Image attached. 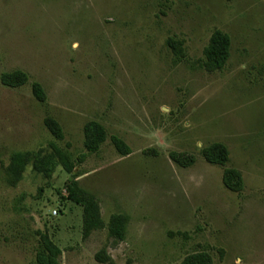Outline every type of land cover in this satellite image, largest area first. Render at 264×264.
Masks as SVG:
<instances>
[{
  "label": "rangeland",
  "instance_id": "rangeland-1",
  "mask_svg": "<svg viewBox=\"0 0 264 264\" xmlns=\"http://www.w3.org/2000/svg\"><path fill=\"white\" fill-rule=\"evenodd\" d=\"M217 29L231 36V55L208 72L204 49ZM169 39L182 42L185 59ZM17 69L29 82L4 85L1 74ZM90 120L132 153L121 156L108 138L73 175L30 164L11 182L14 152L49 156L54 143L87 153ZM215 142L243 173L241 193L204 159ZM173 150L196 163L177 165ZM73 177L96 196L105 223L128 217L123 241L107 228L83 239V207L66 199ZM40 232L61 247L62 264H103V249L115 264H179L202 251L213 264H264V0H0V264H36Z\"/></svg>",
  "mask_w": 264,
  "mask_h": 264
},
{
  "label": "trees",
  "instance_id": "trees-1",
  "mask_svg": "<svg viewBox=\"0 0 264 264\" xmlns=\"http://www.w3.org/2000/svg\"><path fill=\"white\" fill-rule=\"evenodd\" d=\"M168 46L173 50L178 60L185 59L186 55L182 47V42L172 39L168 40ZM231 36L222 31L215 30L204 49V60L202 67L208 72L220 71L227 65L231 55ZM1 81L4 85L18 88L29 82V75L20 69L1 74ZM32 90L35 98L40 103H46L47 92L40 82L32 83ZM45 125L49 131L59 140H63L65 133L59 121L48 116ZM110 138L115 149L121 156H128L132 153V147L119 135L109 134L106 126L97 120H90L84 125V147L87 153H82L74 157L68 148L60 147L54 143L51 145V153L48 156H37L32 152L17 151L11 155L7 168L11 182L18 183L24 176L27 167L34 165V169L44 175H51L57 165L68 174H74L77 165L85 162L88 154H98L104 143ZM204 159L212 164L223 168L222 181L227 189L235 193H241L245 187L243 173L234 167L228 166L230 153L228 147L219 142H215L202 150ZM170 158L181 167L193 166L197 157L193 154L180 151H171ZM66 199L75 202L83 207V239H87L96 230L107 228L110 236L123 241L126 237L128 217L124 214H114L108 223H105L100 203L96 196L84 188L79 180H73L66 186ZM63 250L51 238L48 232H40L36 247V264H62L61 257ZM97 261L103 264H115L114 260L106 250L100 251L96 255ZM212 256L207 252H196L186 256L179 264H213Z\"/></svg>",
  "mask_w": 264,
  "mask_h": 264
},
{
  "label": "built area",
  "instance_id": "built-area-1",
  "mask_svg": "<svg viewBox=\"0 0 264 264\" xmlns=\"http://www.w3.org/2000/svg\"><path fill=\"white\" fill-rule=\"evenodd\" d=\"M56 213V212H55Z\"/></svg>",
  "mask_w": 264,
  "mask_h": 264
}]
</instances>
